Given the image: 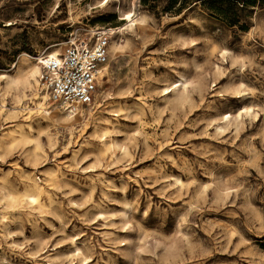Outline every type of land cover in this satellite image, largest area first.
I'll list each match as a JSON object with an SVG mask.
<instances>
[{"label": "rangeland", "instance_id": "1", "mask_svg": "<svg viewBox=\"0 0 264 264\" xmlns=\"http://www.w3.org/2000/svg\"><path fill=\"white\" fill-rule=\"evenodd\" d=\"M104 1L0 0V75L111 37L72 119L0 79V264H264V3Z\"/></svg>", "mask_w": 264, "mask_h": 264}, {"label": "built area", "instance_id": "2", "mask_svg": "<svg viewBox=\"0 0 264 264\" xmlns=\"http://www.w3.org/2000/svg\"><path fill=\"white\" fill-rule=\"evenodd\" d=\"M110 39L105 29H96L86 38H70L57 58L41 63V91L71 113L80 106L91 105L105 70Z\"/></svg>", "mask_w": 264, "mask_h": 264}, {"label": "bare ground", "instance_id": "3", "mask_svg": "<svg viewBox=\"0 0 264 264\" xmlns=\"http://www.w3.org/2000/svg\"><path fill=\"white\" fill-rule=\"evenodd\" d=\"M110 0H105L104 1V3L102 2V5H105V4H107L108 2H109ZM132 16H133V11H130V12H128V13H126L125 15H124V18L123 19H125V20H128V22L130 21V23L131 24H129V26H134V24H136V20H134V19H132ZM138 21V20H137ZM127 22V23H128ZM137 25V24H136ZM129 28V27H128ZM127 28V29H128ZM125 29V28H124ZM119 30H123V28H121V29H119ZM112 31V30H111ZM113 46H116L115 44L113 45ZM112 46V47H113ZM111 47V48H112ZM113 50V49H112ZM115 52V51H114ZM59 50L58 49H53V50H51V51H49L45 56H43V57H39V58H37V60H38V63H35V64H33V65H28V66H25L24 67V65H22L21 66V70L22 71H24V75H18V76H12L11 74H9V73H3V74H1L0 75V79L2 78L3 80H6V87L7 88H12V87H19L20 85H23V86H25V85H32L33 84V81H35L36 82V84H37V82H38V84H39V80L37 79L38 78V76L39 75H41V73H42V64L41 63H43V62H46V63H48L49 61H51V60H53V59H55V58H57L58 57V55H59ZM108 57H109V52H108V55H107V58H106V62H105V64H104V69L106 70V64H107V61H108ZM27 59V58H26ZM22 64V63H21ZM15 66H17V65H15ZM20 70V71H21ZM21 74V73H20ZM104 74V73H103ZM103 74L101 75L102 77H103ZM183 77V76H182ZM181 84L184 86V87H186V84L184 83V82H182L181 81ZM179 85V84H178ZM178 85H176V86H178ZM39 87V86H38ZM40 89V88H39ZM40 93H43V99H45V97H46V99H47V101L50 103V104H55V103H53L52 101H50V99H49V95L45 92V91H41V89H40ZM55 105H57V104H55ZM57 106H59V105H57ZM57 106H55L56 107V109H53L52 111H46V113H49V115L51 114V112H53V111H58L59 113H57L56 115H57V117H65V119H67V120H69V119H72L73 117H75L76 115H80L81 113H82V109L80 108V107H83V106H85V105H83V106H80V107H78L79 109H77V111L75 112V113H71V112H69V111H66L63 107H61V106H59V107H57ZM40 107H42V105L40 106ZM54 107V106H53ZM60 109H62V110H64L65 112H66V115H64V114H60V113H62L61 112V110ZM61 115V116H60ZM229 116V115H228ZM228 116H226V118H228ZM55 121V120H54ZM66 121V120H65ZM74 121V120H73ZM73 124V123H72ZM28 136V135H27ZM23 137H25V135H23ZM15 140V139H14ZM106 145V144H105ZM103 149H106L105 147L103 148ZM1 159V158H0ZM54 178V177H53ZM52 178V179H53ZM49 182V181H48ZM40 185V184H39ZM32 186H34V185H32ZM35 187V190L36 191H41V188L38 186V185H35L34 186ZM33 191H34V189H33ZM36 191H34V192H36ZM44 191H45V189H44ZM40 193H42V192H40ZM23 194V193H22ZM43 197V196H42ZM13 200H19L20 202H24V201H29V202H32V203H34V205L35 204H38V203H40V194H38V192L37 193H26V194H24L23 196H20L18 199L17 198H13ZM32 205V204H31ZM33 206V205H32ZM35 207V206H34Z\"/></svg>", "mask_w": 264, "mask_h": 264}, {"label": "trees", "instance_id": "4", "mask_svg": "<svg viewBox=\"0 0 264 264\" xmlns=\"http://www.w3.org/2000/svg\"><path fill=\"white\" fill-rule=\"evenodd\" d=\"M261 3H264V0H258ZM143 2H147V0H143ZM169 2L171 3L172 6H176L177 4L180 3V0H169Z\"/></svg>", "mask_w": 264, "mask_h": 264}]
</instances>
